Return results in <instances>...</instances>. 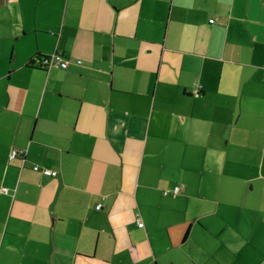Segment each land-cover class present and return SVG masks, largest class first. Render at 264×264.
<instances>
[{
    "label": "crops",
    "instance_id": "0c3cea01",
    "mask_svg": "<svg viewBox=\"0 0 264 264\" xmlns=\"http://www.w3.org/2000/svg\"><path fill=\"white\" fill-rule=\"evenodd\" d=\"M0 264H264V0H0Z\"/></svg>",
    "mask_w": 264,
    "mask_h": 264
},
{
    "label": "built area",
    "instance_id": "2783aa9c",
    "mask_svg": "<svg viewBox=\"0 0 264 264\" xmlns=\"http://www.w3.org/2000/svg\"><path fill=\"white\" fill-rule=\"evenodd\" d=\"M210 22H214V19L213 18L210 19ZM80 60L81 59H78V60H76V62L81 63ZM48 61H49V63L51 62L52 64H54L56 66H59L61 68H64V69L65 68H68V66L71 63L70 58L67 57V56H65L63 54V52H61V51H58V52L52 54L50 56V59H48ZM194 87H195V91L194 92H197V91L200 90V88L202 87V85L201 84H195ZM16 155H17V151L13 150L11 157L14 158V157H16ZM33 169L36 170V171H40V172H42V173H44L46 175H56L57 174V172L55 170L46 168L45 166L44 167H40L37 164L33 165ZM180 189H181V186H179V185L178 186H175L174 187V190H173L174 194H176ZM165 194H169V191H165ZM101 206H102V204L99 203V204H97L96 208L99 209ZM138 223L141 226L144 224L141 221H139Z\"/></svg>",
    "mask_w": 264,
    "mask_h": 264
},
{
    "label": "trees",
    "instance_id": "16d2710c",
    "mask_svg": "<svg viewBox=\"0 0 264 264\" xmlns=\"http://www.w3.org/2000/svg\"><path fill=\"white\" fill-rule=\"evenodd\" d=\"M48 59H50V56H46V55L39 54L37 57H34V58L29 59L30 60L29 61V65L33 66L34 63H35V61H38L39 67L41 69H46L49 66ZM15 151H17L16 157H18V155H20V156L22 155V152H19V150H15Z\"/></svg>",
    "mask_w": 264,
    "mask_h": 264
}]
</instances>
